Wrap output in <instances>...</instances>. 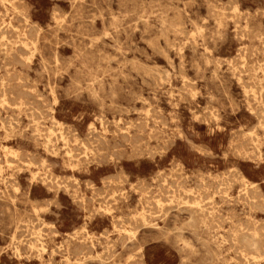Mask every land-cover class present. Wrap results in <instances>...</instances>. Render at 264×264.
Masks as SVG:
<instances>
[{"label": "clouds", "instance_id": "9594fccd", "mask_svg": "<svg viewBox=\"0 0 264 264\" xmlns=\"http://www.w3.org/2000/svg\"><path fill=\"white\" fill-rule=\"evenodd\" d=\"M17 6L0 30V264L90 240L92 264H264V0ZM194 183L227 215L185 207Z\"/></svg>", "mask_w": 264, "mask_h": 264}, {"label": "rangeland", "instance_id": "374dc122", "mask_svg": "<svg viewBox=\"0 0 264 264\" xmlns=\"http://www.w3.org/2000/svg\"><path fill=\"white\" fill-rule=\"evenodd\" d=\"M3 4V5H2ZM16 6V7H15ZM181 7H183V5H180ZM2 7V8H1ZM18 6H17V0H0V30H3V31H5V33L7 32V33H13V34H15L16 33V30L18 29L17 27H19L18 26V23H17V21H18V18L19 17H17L18 15H20V18H22V13H23V8H21V7H19L18 9ZM5 9V10H4ZM1 10H2V12H1ZM10 10V11H9ZM16 11V12H15ZM3 12H4V14H3ZM17 13V14H16ZM4 16V17H3ZM10 16V17H9ZM11 16H13V17H11ZM19 18V19H20ZM10 19V20H9ZM16 19V20H15ZM6 20V21H5ZM7 22V23H6ZM9 22H11V23H9ZM9 24V25H8ZM15 26H16V29H15ZM12 28V29H11ZM5 29V30H4ZM11 29V30H10ZM10 30V31H9ZM12 31V32H11ZM6 33V34H7ZM11 38V37H10ZM145 47L148 49V51L149 52H151V48L147 45V44H145ZM147 66V67H146ZM153 66L155 67V68H153ZM164 66H166V61H165V59L162 57V56H158V57H156V61H155V64H150V65H145L144 66V70L146 71L147 70V72L149 73V75H147V76H143V74H142V80H144V81H149L150 83H154V81L152 82V77L151 76H153V75H155L156 74V72H157V68L159 69V68H161V67H164ZM148 68V69H147ZM156 69V70H155ZM149 70V71H148ZM151 70V71H150ZM153 71V72H152ZM152 72V73H151ZM151 74V75H150ZM153 74V75H152ZM191 74V73H190ZM19 91H20V93H19ZM18 93V94H17ZM12 94L13 95H18L20 98H21V95L22 94H24L23 92H22V90H20V89H13L12 90ZM23 96V95H22ZM24 97H25V99H24ZM28 97V98H27ZM29 99V101H27ZM22 100L24 101V103L25 104H27L26 103V101L28 102V104H34V103H36L34 100H33V98L31 99V96H25V94H24V96L22 97ZM34 101V102H33ZM25 119H27L26 117H25ZM201 127H206V126H201ZM229 132H231L232 131V129H229L228 130ZM14 145V141H8V142H6V144H5V146H9V147H12ZM219 182H217L216 183V185L217 186H215L216 188H219L218 187V184ZM194 185H196V187L194 186ZM220 186V185H219ZM191 187V188H190ZM208 187H211L210 185L208 186ZM186 189H187V191H186V189H184V191L183 192H181V195L180 196H182L183 197V199L185 200L184 201V205H185V207H189V208H207L208 207V205L209 204H221V207H220V210H219V212H220V214H223V215H227V212H228V209H229V206L228 205H224V204H222V202L220 201V197H218V196H214V195H210V194H208L207 195V191H204V193H203V191H201L200 190V188L199 187H197V184H190V186H188V187H185ZM188 189H189V191H188ZM238 188H234L233 189V191L234 192H237L238 190H237ZM186 192V193H185ZM197 192V193H196ZM206 192V193H205ZM190 193V194H189ZM193 193V194H192ZM185 194V195H184ZM192 194V195H191ZM200 194V195H199ZM188 197H187V196ZM201 195H203V197L201 196ZM228 195L230 196V195H232V193H228ZM186 196V197H185ZM191 196V197H190ZM200 196V197H199ZM205 196V197H204ZM210 196V197H209ZM196 197V198H195ZM218 197V198H217ZM186 198H187V200H186ZM188 198H190V199H188ZM197 198H200V199H197ZM202 198V199H201ZM205 198V199H204ZM61 199H62V201L65 203V204H67L68 205V207H66L65 209H64V213H63V218L65 219V221H66V223L67 224H70L72 221H74L75 220V213H74V207L71 205V203H70V201H68L67 200V198L66 197H64L63 196V194H62V197H61ZM215 199V200H214ZM193 200V201H192ZM195 200V201H194ZM198 200V201H197ZM202 200V201H201ZM192 201V202H191ZM198 203H197V202ZM207 201H209V202H211V201H213V202H211V203H209V202H207ZM199 202H201V203H199ZM189 203V204H188ZM193 203V204H192ZM201 207H200V206ZM204 205V206H203ZM203 206V207H202ZM5 207V203L3 202V201H0V210H2L3 208ZM209 212H211V209L209 210ZM46 219H51V218H46ZM83 223V221H81V224ZM72 231L74 232L75 231V228H73L72 229ZM67 233V234H66ZM66 233H64V236L65 237H67V236H69V235H71V233L70 232H66ZM89 235H93V231L92 230H90L89 232ZM115 237H113V239H114ZM61 241H60V238H57V243H60ZM76 242V244H74ZM93 242V243H92ZM78 243V244H77ZM87 244L89 245V246H91V248H89V246H87ZM87 244H81V246H80V242L79 241H74V242H72L68 247H67V249L65 250V255L64 256H60L59 254H57V252H56V250L55 249H49V251L50 252H52L53 253V258L58 262V264H59V262L62 260L63 261V264H81V261L83 260V264H92V262H90L89 260H85L84 258L87 256V257H90V255L92 254V255H99L100 253H102L104 250H103V248H100V247H98L97 245H96V241L95 240H90ZM85 245L87 246V247H85ZM77 247V249H75L76 247ZM84 246V247H83ZM85 248H87V250H88V252L87 253H85L87 250L85 249ZM90 250H89V249ZM74 249V250H73ZM79 249V250H78ZM85 250V251H84ZM92 250V251H91ZM67 251V252H66ZM73 251H75L76 252V254H75V252H73ZM80 251V252H79ZM82 251H84V252H82ZM69 252V253H68ZM73 252V253H72ZM146 252H148L150 255L152 254V253H155V258H156V260L157 261H159V260H161V259H163L164 257H163V254H162V251H159V250H157V248H154L153 246H150L148 249H146ZM83 253V254H82ZM89 253V254H88ZM98 253V254H97ZM75 254V255H74ZM79 254V255H78ZM91 255V256H92ZM67 256H69V257H67ZM107 256V253H105V256H101L100 257V260H98V261H96V262H94V264H103V260L105 259V257ZM45 257L47 258L48 257V253L46 252L45 253ZM80 259H79V258ZM61 258V259H60ZM65 258V259H64ZM75 258V259H74ZM102 258V259H101ZM6 259V258H5ZM71 259V260H70ZM77 259V260H76ZM82 259V260H81ZM67 260V261H66ZM71 261H72V263H71ZM37 264H39V262H37Z\"/></svg>", "mask_w": 264, "mask_h": 264}, {"label": "bare ground", "instance_id": "6f19581e", "mask_svg": "<svg viewBox=\"0 0 264 264\" xmlns=\"http://www.w3.org/2000/svg\"><path fill=\"white\" fill-rule=\"evenodd\" d=\"M2 1H3V0H2ZM4 1H5V0H4ZM2 5H3V4H2ZM15 7H16V6H15ZM1 8H2V7H1ZM18 8H19V7H18ZM18 8H17V9H18ZM4 10H5V9H4ZM9 11H10V10H9ZM1 12H2V10H1ZM15 12H16V11H15ZM3 14H4V12H3ZM16 14H17V13H16ZM0 15H1V14H0ZM20 15H21V14H20ZM20 15H18L17 17L20 18ZM3 17H4V16H3ZM9 17H10V16H9ZM11 17H13V16H11ZM19 18H18V19H19ZM9 20H10V19H9ZM15 20H16V19H15ZM5 21H6V20H5ZM6 23H7V22H6ZM9 23H11V22H9ZM8 25H9V24H8ZM18 26H19V25H18ZM17 28H18V27H17ZM11 29H12V28H11ZM11 29H10V30H11ZM15 29H16V26H15ZM4 30H5V29H4ZM10 30H9V31H10ZM11 32H12V31H11ZM6 33H7V32H6ZM6 33H5V34H6ZM12 34H13V33H12ZM146 67H147V66H146ZM153 68H155V67L153 66ZM147 69H148V68H147ZM155 70H156V69H155ZM157 70H158V68H157ZM148 71H149V70H148ZM150 71H151V70H150ZM146 72H147V70H146ZM152 72H153V71H152ZM152 72H151V73H152ZM150 75H151V74H150ZM152 75H153V74H152ZM151 77H152V76H151ZM142 79H143V78H142ZM148 82H149V81H148ZM152 82H153V81H152ZM19 93H20V91H19ZM17 94H18V93H17ZM22 95L24 96V94H22ZM22 95H21V99H22V97H23ZM15 96H16V95H15ZM17 96H18V95H17ZM25 96H26V95H25ZM27 98H28V97H27ZM24 99H25V97H24ZM31 99H32V97H31ZM25 100H26V99H25ZM27 101H29V99H28ZM27 101H26V103L28 104ZM29 102H30V101H29ZM33 102H34V101H33ZM8 147H9V146H8ZM218 184H219V183H218ZM194 186L196 187V185H194ZM215 186H217V185H215ZM197 187H198V186H197ZM218 187H219V185H218ZM190 188H191V187H190ZM185 189H186V188H185ZM237 190H238V189H237ZM186 191H187V189H186ZM188 191H189V189H188ZM185 193H186V192H185ZM196 193H197V192H196ZM203 193H204V191H203ZM205 193H206V192H205ZM189 194H190V193H189ZM192 194H193V193H192ZM192 194H191V195H192ZM208 194H209V193H207V195H208ZM180 195H181V193H180ZM184 195H185V194H184ZM199 195H200V194H199ZM186 196H187V195H186ZM186 196H185V197H186ZM201 196L203 197V195H201ZM230 196H231V195H230ZM181 197H182V196H181ZM187 197H188V196H187ZM190 197H191V196H190ZM199 197H200V196H199ZM204 197H205V196H204ZM209 197H210V196H209ZM195 198H196V197H195ZM217 198H218V197H217ZM188 199H190V198H188ZM197 199H200V198H197ZM201 199H202V198H201ZM204 199H205V198H204ZM186 200H187V198H186ZM214 200H215V199H214ZM184 201H185V200H184ZM187 201H188V200H187ZM192 201H193V200H192ZM192 201H191V202H192ZM194 201H195V200H194ZM197 201H198V200H197ZM197 201H196V202H197ZM201 201H202V200H201ZM207 202H209V201H207ZM211 202H213V201H211ZM211 202H209V203H211ZM197 203H198V202H197ZM199 203H201V202H199ZM188 204H189V203H188ZM192 204H193V203H192ZM211 204H212V203H211ZM199 206H200V205H199ZM203 206H204V205H203ZM203 206H202V207H203ZM200 207H201V206H200ZM209 210H210V209H209ZM220 212H221V211H220ZM65 233H66V232H65ZM66 234H67V233H66ZM88 234H89V233H88ZM92 243H93V242H92ZM74 244H76V242H75ZM77 244H78V243H77ZM81 244H82V243H80V246H81ZM89 245H90V244H89ZM89 245L87 244V246H89ZM87 246L85 245V247H87ZM75 247H76V246H75ZM81 247H82V246H81ZM83 247H84V246H83ZM89 248H91V246H89ZM89 248H88V249H89ZM75 249H77V247H76ZM85 249L87 250V248H85ZM73 250H74V249H73ZM78 250H79V249H78ZM89 250H90V249H89ZM84 251H85V250H84ZM84 251H82V252H84ZM91 251H92V250H91ZM66 252H67V251H66ZM73 252H75V251H73ZM73 252H72V253H73ZM79 252H80V251H79ZM87 252H88V250H87L85 253H87ZM68 253H69V252H68ZM75 254H76V252H75ZM75 254H74V255H75ZM82 254H83V253H82ZM88 254H89V253H88ZM97 254H98V253H97ZM78 255H79V254H78ZM91 255H92V254H91ZM91 255H90V256H91ZM65 256H66V255H65ZM67 257H69V256H67ZM78 258H79V257H78ZM60 259H61V258H60ZM64 259H65V258H64ZM74 259H75V258H74ZM79 259H80V258H79ZM101 259H102V258H101ZM70 260H71V259H70ZM76 260H77V259H76ZM81 260H82V259H81ZM66 261H67V260H66ZM82 261H83V260H82ZM71 263H72V261H71ZM67 264H68V263H67Z\"/></svg>", "mask_w": 264, "mask_h": 264}]
</instances>
